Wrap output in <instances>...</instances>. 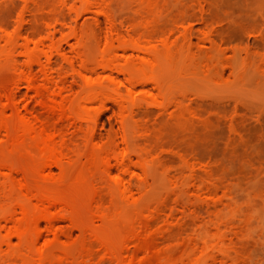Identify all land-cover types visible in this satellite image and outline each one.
Returning <instances> with one entry per match:
<instances>
[{"label":"rangeland","instance_id":"1","mask_svg":"<svg viewBox=\"0 0 264 264\" xmlns=\"http://www.w3.org/2000/svg\"><path fill=\"white\" fill-rule=\"evenodd\" d=\"M6 1L8 0H0V6ZM195 1L66 0V4H60L59 15L50 14V17L56 20L59 18L60 21L65 18L66 26L61 28L58 25L62 30L57 33V38L61 40L68 56L73 55L72 45L76 47L88 68L86 75L96 79L99 74H103L98 62L105 47L108 17L114 18L125 34L132 30H142L147 22L156 23L162 31H168L173 28V16L180 17L181 8L192 6ZM16 2L24 5L26 0ZM204 6L212 11L206 13L207 22L198 18L193 24L203 26L205 31L212 33L217 41L219 54L212 57L209 44H202L196 38H192L189 49L180 54L177 53L178 46L172 47L169 54L161 58L154 71L147 74L146 78L150 80L137 86L136 96L149 102L165 104L183 101L181 107L201 100L222 108L227 107L180 109L177 105L165 113L166 118L174 114L184 122L207 127L204 135L200 134L201 139L207 143L201 152L206 157L205 163L216 169L213 180L223 186L217 191V200L225 205L224 210L216 215L211 214L200 227L188 230L171 243L136 252L140 238L147 231L139 227L138 222L146 221L151 213L173 223L176 220L186 221L189 212L168 209L165 213L158 214L155 208L161 202V194L143 200L139 209L130 212L125 209L124 201L109 193L115 190L113 180L120 175V168L108 151L114 149L117 154H121L127 149L118 134L120 109L111 97L103 104L96 101L87 105L86 113L98 118L94 129L95 138L87 147L77 146V142L72 140L68 142L65 152L76 163L64 176L60 187L52 189L35 183L29 188L28 198L33 204L36 203L35 196L45 200L60 199L62 204L57 212L63 217L74 214L79 222L99 232L102 235L100 238L108 243V250L103 249L101 254L110 252L119 256L124 263L133 260V264H138L147 260L146 264H209V254H229L231 258L227 264H264V0H205ZM195 13L199 14V9ZM17 20L18 11L12 16L0 12V26L6 27L9 33L16 32ZM97 21L101 25V31L95 27ZM227 25L242 26L244 30L232 35L218 32ZM176 37L178 34L172 40ZM39 38L36 36L33 39L37 41ZM30 46L33 47V44ZM235 53L238 56L233 63ZM17 55L24 59L21 54ZM120 60H123L122 57ZM12 76L13 73L8 68L0 65L2 104L6 103L7 89L14 87ZM118 78L126 84L127 75L119 74ZM158 82L164 84L163 91ZM17 92V102L21 108L26 104H34L32 93L28 91L26 84L18 83ZM65 96L70 100L76 99L78 104H83L86 98L80 90L77 93L66 92ZM154 106L158 108L157 105ZM3 116L9 118L11 112L7 110ZM134 121L138 138L156 133V129L151 127L153 122L139 117ZM218 122L226 125L222 136L216 127ZM231 122L253 125L257 130L252 133L231 130ZM72 131L73 129L67 133L68 139L72 138ZM0 139L4 142L7 140L4 132H1ZM76 140L81 141L80 138ZM196 141H199L198 136ZM210 152L215 155L212 161L209 159ZM129 153L135 161V150L131 149ZM109 158L110 164L107 163ZM0 159L13 169L12 181L18 185H22L24 174L42 171L41 158L28 142L17 143L13 148L9 143L6 144L0 151ZM197 169L204 170L200 166ZM107 170H110V174ZM168 170L174 173L178 168L168 167ZM4 172L7 173L6 170ZM136 172L140 173L139 170ZM47 173L48 170L45 171ZM52 175L59 178V170L54 168ZM134 178L131 174L124 175L125 181ZM203 185L204 183L193 179L188 182L189 187ZM17 194L20 199L17 196L4 199L0 206V264H27L30 261L14 263L10 260L23 249L17 238L12 239V246L8 247L6 244L14 223L5 222L4 218L16 210V219H21V205H26L28 218L37 220L42 229V238L31 249L30 255L44 249L53 239L52 234L47 231L46 223L41 220V208L29 203L21 193ZM134 196H139L135 188ZM173 202L172 199L170 203ZM102 215L105 217L104 222L100 220ZM27 225L25 240L34 239V225L29 222ZM162 225L160 223L157 227ZM56 229L59 232H72L70 238L61 236L62 241H77L78 230L68 219L61 220ZM194 240L198 242L196 249H192L191 245ZM60 244L57 243L46 251L51 258V262L47 264H71L70 260L64 258L63 252L59 253L60 256L53 257V251ZM81 263V259L75 262Z\"/></svg>","mask_w":264,"mask_h":264},{"label":"bare ground","instance_id":"2","mask_svg":"<svg viewBox=\"0 0 264 264\" xmlns=\"http://www.w3.org/2000/svg\"><path fill=\"white\" fill-rule=\"evenodd\" d=\"M204 3L205 0H196L192 6L182 7L180 17L173 16V28L168 31H162L156 23L147 22L142 30H132L125 34L121 25L119 26L114 18L108 17L105 47L98 62L103 74H99L96 79L86 75L88 68L76 47L72 45L73 55L68 56L61 40L57 38V33L62 30L58 25H61V28L66 26L65 18H61V21L59 18L56 20L50 17V14L59 15L60 4H66V0H26L24 5L16 0H8L0 6V12L4 15L12 16L18 11L16 32L9 33L6 27L0 26V65L13 73L12 86L14 85L5 93L6 103H0V134L4 132L7 139L5 142L0 139V151L8 143L13 148L17 143L28 142L38 152L42 165L40 173L24 174L22 185H18L12 181L13 169L0 159V206L4 199L13 196L20 199L17 193H21L24 199L33 204L28 195L29 188L35 183L52 189L59 188L64 176L76 163L73 157L65 152L68 142L72 140L77 142V146L87 147L95 138L94 129L98 118L95 119L86 113L87 105L96 101L103 104L111 97L120 109L118 134L127 149L121 154H117L114 149L108 151L120 168V175L113 180L115 190L109 193L124 201L125 209L130 212L139 209L143 200L157 194H161V202L155 208L158 214L165 213L168 209L189 212L186 221L176 220L173 223L151 213L146 221L138 222L139 227L147 231L140 238L136 252L171 243L188 230L200 227L211 214L216 215L224 210L225 205L221 200H217V191L223 186L213 180L216 169L205 163L206 157L201 152L207 143L201 139L200 134L204 135L207 127L184 122L174 114L169 118L165 117V113L172 106H183V101L165 104L149 102L136 96L137 86L144 85L150 80L146 78L147 74L154 71L161 58L167 56L172 47L178 46L177 53L180 54L187 51L192 38H196L202 44H209L208 49L212 57L219 54L217 41L212 33L205 31L203 26L193 24L198 18L206 23V13H212ZM196 9H199V14L195 13ZM95 27L101 31L99 21ZM243 30L242 26L227 25L218 32L232 35ZM176 34L178 37L172 40ZM36 36L40 38L34 41L33 38ZM31 43L33 47L30 46ZM17 53L24 59L22 60ZM237 56V53L233 55V63ZM120 57L123 60H120ZM119 74L127 75L126 84L118 78ZM18 83L26 84L28 91L32 93L34 104L20 107L17 102ZM158 85L163 91L164 84L158 82ZM78 90L86 96L83 104H78L76 99L70 100L65 96L66 92L77 93ZM163 99L165 100L164 96ZM180 109H227V107L222 108L201 100ZM7 110L11 112V116L4 118ZM138 117L153 122L151 127L156 129V133L138 138L134 121ZM216 127L222 136L226 125L218 122ZM72 129V138L68 139L67 133ZM229 129L247 133L257 130L253 125H241L237 122H231ZM197 136L199 141H196ZM77 138L81 141L78 142ZM131 149L135 150V161L129 153ZM209 155L212 161L215 157L214 152H210ZM107 163L110 164V158L107 159ZM199 166L204 170L197 169ZM168 167H177L178 170L172 173ZM54 168L59 170V178L52 175ZM107 172L110 174V170ZM125 174L135 176L134 180L125 181ZM189 179L204 185L197 188L189 187ZM134 188L139 193L138 197L134 196ZM172 199L174 202L170 203ZM35 200L36 203L33 205L41 208V220L46 223L47 231L52 234L53 239L44 249L30 255L31 249L42 238V229L37 220L28 218L26 205H21L23 213L21 219H16V210L4 218L5 222L14 223L13 230L6 239L7 246H12V239L17 238L23 247L11 257L12 262L30 260L27 264L50 263L51 258L46 251L61 243L52 255L60 256L59 253L63 252L64 258L70 260L71 264H75L77 259L82 260L81 264H133V260L124 263L119 256L110 252L101 254L103 249L108 250L107 241L100 238L102 235L99 232L79 222L74 214L61 216L57 212L62 204L60 199L45 200L35 196ZM64 219H68L78 230L76 242L61 240V236L70 238L72 235L70 230L57 231V224ZM100 220L104 222L105 217L102 215ZM27 222L34 225L35 238L31 240H25ZM160 223L163 225L157 227ZM191 245L192 249L198 248V242L195 240ZM208 256L209 264H227L231 258L229 254ZM146 262L147 260L138 264Z\"/></svg>","mask_w":264,"mask_h":264}]
</instances>
